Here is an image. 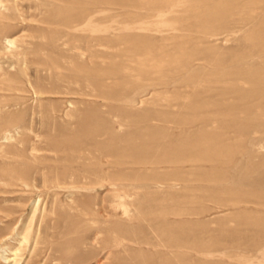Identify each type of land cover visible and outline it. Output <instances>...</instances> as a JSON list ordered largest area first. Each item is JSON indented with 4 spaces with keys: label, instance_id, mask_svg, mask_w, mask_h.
Returning <instances> with one entry per match:
<instances>
[{
    "label": "rangeland",
    "instance_id": "rangeland-1",
    "mask_svg": "<svg viewBox=\"0 0 264 264\" xmlns=\"http://www.w3.org/2000/svg\"><path fill=\"white\" fill-rule=\"evenodd\" d=\"M8 1L0 248L19 238L17 264H264V3L205 29L221 0ZM148 48L180 71H141Z\"/></svg>",
    "mask_w": 264,
    "mask_h": 264
},
{
    "label": "bare ground",
    "instance_id": "bare-ground-1",
    "mask_svg": "<svg viewBox=\"0 0 264 264\" xmlns=\"http://www.w3.org/2000/svg\"><path fill=\"white\" fill-rule=\"evenodd\" d=\"M5 0H0V11H1V8H2V4H3V2H4ZM10 1V0H9ZM8 1V2H9ZM71 1V0H70ZM103 0H101V2H102ZM107 1V0H106ZM139 1V0H138ZM142 1V0H141ZM223 1V2H222ZM7 2V3H8ZM91 2H92V0H91ZM90 2V3H91ZM104 2V1H103ZM140 2V1H139ZM190 2V1H189ZM212 2V1H211ZM4 3H6V2H4ZM89 3V4H90ZM95 3V2H94ZM191 3V2H190ZM195 3V2H194ZM202 3H204V2H202ZM213 3H216L215 1L213 2ZM264 3V0H233V2L232 1H230V0H221V2H218V5H215L213 8H211V9H209L208 8V10H207V15L205 16L204 14H205V12H204V18L202 19V20H204L203 22V24L205 25V29H213V28H215L216 27V25L217 24H219L218 26H220V25H224V24H226V22H229L230 20H234V16L235 15H242L243 16V14H245V16L246 15H249L252 11H254V9H255V7L257 6V5H259V4H263ZM79 4H80V2H79ZM83 4V3H82ZM81 4V5H82ZM85 4V3H84ZM98 4V3H97ZM96 4V5H97ZM103 4V3H102ZM101 4V5H102ZM110 4V3H109ZM199 4V3H198ZM217 4V3H216ZM70 5V4H69ZM80 5V6H81ZM86 5V4H85ZM84 5V6H85ZM90 5H93V4H90ZM100 4H98V6H99ZM105 5V4H104ZM179 4L178 3H176L175 4V6L173 5L172 7H174V9H176L177 8V6H178ZM196 5V4H195ZM5 6H8V5H5ZM63 6V5H62ZM73 6V5H72ZM84 6H83V8H84ZM199 6V5H198ZM201 6V5H200ZM77 7V6H76ZM85 7H87V6H85ZM88 7H90V6H88ZM179 7V6H178ZM194 7V6H193ZM192 7V8H193ZM64 8V7H63ZM79 8V7H78ZM82 8V9H83ZM164 8V7H163ZM166 8V7H165ZM171 8V7H170ZM190 8V7H189ZM261 8H263V6L261 7ZM4 9H6V8H4ZM65 9V8H64ZM71 9V8H70ZM81 9V10H82ZM172 9V8H171ZM207 9V8H206ZM2 10H3V8H2ZM58 10V9H57ZM62 10V9H61ZM74 10V9H73ZM80 10V9H79ZM84 10V9H83ZM167 10H168V8H167ZM187 10V9H186ZM190 10H191V8H190ZM203 10H205L204 8H203ZM256 10L257 9H255V12H256ZM258 10H260V8L258 9ZM65 11V10H64ZM166 11V10H165ZM174 11V10H173ZM200 11V10H199ZM263 11H264V9H263ZM263 11H262V13H263ZM66 12H67V10H66ZM65 12V13H66ZM75 12H76V10H75ZM87 12V11H86ZM85 12V13H86ZM89 12V11H88ZM168 12H170V11H168ZM167 12V13H168ZM187 12V11H186ZM0 13H2V12H0ZM54 13H55V11H54ZM54 13H52V15H55ZM73 13V12H72ZM76 13H78V12H76ZM81 13V12H80ZM93 13H94V11H93ZM194 13V12H193ZM198 13V12H197ZM196 13V14H197ZM254 12H252V14H253ZM259 13H260V11H259ZM259 13H258V11H257V14L259 15ZM89 14H90V12H89ZM170 14V13H169ZM195 14V13H194ZM254 14H256V13H254ZM57 16L59 15V12H58V14H56ZM63 15H64V13H63ZM71 15H74V14H71ZM71 15H70V17H71ZM84 15H86V14H84ZM150 15V13L148 14V16ZM153 15V14H152ZM258 15H257V17H258ZM80 16V15H79ZM87 16V15H86ZM85 16V17H86ZM93 16V15H92ZM146 16V15H145ZM151 16V15H150ZM161 16V15H160ZM159 16V17H160ZM200 16H202V15H200ZM244 16V17H245ZM251 16V15H250ZM248 16L250 19H252L251 17H254V16ZM256 16V15H255ZM262 16L263 15H261L260 17L262 18ZM11 17V16H10ZM54 17V16H53ZM63 17H65V16H63ZM68 17V16H67ZM73 17V16H72ZM88 17V16H87ZM91 17V16H90ZM173 17H175L174 15H173ZM182 17V16H181ZM180 17V19L179 20H181V19H183L184 20V17H182L181 18ZM46 18V17H45ZM57 18H59V17H57ZM66 18V17H65ZM69 18V17H68ZM75 18V17H74ZM82 18V17H81ZM83 18H84V16H83ZM82 18V19H83ZM177 18V17H176ZM179 18V17H178ZM177 18V19H178ZM243 18V17H242ZM8 19V18H7ZM77 19V18H76ZM75 19V20H76ZM87 19V18H86ZM93 19V18H92ZM142 19H143V17H142ZM141 19V20H142ZM177 19H176V21H177ZM189 19H190V17H189ZM196 19V18H195ZM198 21H199V16H198ZM196 19V20H197ZM244 19V18H243ZM44 20V19H43ZM46 20V19H45ZM68 20H70V19H68ZM84 20V19H83ZM95 20V19H94ZM96 20H97V18H96ZM154 20V19H153ZM169 20V21H168ZM168 20H163V21H161V22H158L157 24H164V25H169V27L170 28H175V27H177V25L176 24H174V22H170V19H168ZM174 19H172V21H173ZM178 20V21H179ZM187 20V19H186ZM202 20H201V23H202ZM240 20V19H239ZM242 20V19H241ZM256 19H255V17H254V21H255ZM71 21V20H70ZM74 21V20H73ZM79 21H81V20H79ZM90 21V20H89ZM145 21V20H144ZM143 21V22H144ZM148 21V20H147ZM189 21V20H188ZM188 21H186V24L187 23H190V21L188 22ZM194 21V20H193ZM250 22L252 21V20H249ZM262 21H264L263 19H262ZM76 22V21H75ZM87 22V21H86ZM86 22H84V23H86ZM93 22H96V21H93ZM127 22V21H126ZM136 22V21H135ZM141 22V21H140ZM139 22V23H140ZM182 22V21H181ZM194 22H196V21H194ZM231 22V21H230ZM256 22V21H255ZM149 23V22H148ZM154 23V22H153ZM176 23V22H175ZM199 23V22H198ZM201 23H199L200 25H201ZM245 23V22H244ZM253 23V22H252ZM62 24V23H61ZM133 24V23H132ZM137 24V23H136ZM135 24V25H136ZM182 24V23H181ZM181 24L179 23V25H180V27H182V26H184L183 24H182V26H181ZM193 24V23H192ZM197 24V23H196ZM246 24V23H245ZM66 25H67V23H66ZM76 25V24H75ZM92 25V24H91ZM94 25V24H93ZM138 25V24H137ZM143 25V24H142ZM189 25V24H188ZM191 25V24H190ZM250 24H248L247 26H249ZM260 25V24H259ZM147 26H149V25H147ZM155 26V25H154ZM175 26V27H174ZM192 26V25H191ZM199 26V25H198ZM202 26V25H201ZM72 27H74V26H72ZM146 27V26H145ZM144 27V28H145ZM160 27V26H159ZM179 27V28H180ZM187 27V26H186ZM189 27V26H188ZM197 27V26H196ZM148 28V27H147ZM149 28H150V26H149ZM148 28V29H149ZM152 28V27H151ZM150 28V29H151ZM200 28V27H199ZM154 29V28H153ZM168 29V28H167ZM181 29V28H180ZM183 29H185V27L183 28ZM182 29V30H183ZM189 29V28H188ZM195 29V28H194ZM193 29V30H194ZM201 29V28H200ZM254 29H255V27H254ZM177 30V29H176ZM179 30V29H178ZM187 30V29H186ZM190 30H191V28H190ZM195 30H197V29H195ZM194 30V31H195ZM216 29H214V31H215ZM71 31V30H70ZM149 31V30H148ZM181 31V30H180ZM192 31V30H191ZM193 31V32H194ZM200 31V30H199ZM202 31H203V28H202ZM209 31V30H208ZM217 31V30H216ZM216 31H215V34H216ZM184 32V31H183ZM190 31H188V33H189ZM196 32V31H195ZM218 32V31H217ZM255 32V31H254ZM253 32V33H254ZM70 33V32H69ZM192 33V32H191ZM197 33H198V30H197ZM202 33V32H201ZM204 33H205V30H204ZM211 33V32H210ZM185 34V33H184ZM206 34V33H205ZM211 34H214V32L213 33H211ZM255 34H257L260 38H264V22L262 23V25H261V27H258V29L256 30V32H255ZM186 35V34H185ZM185 35H183V37L185 36ZM199 35V34H198ZM209 35V34H208ZM9 36V35H8ZM188 36V35H187ZM189 37V36H188ZM5 38V37H4ZM167 38V37H166ZM161 39V38H160ZM163 39H165L164 37H163ZM168 39V38H167ZM169 40V39H168ZM4 42V41H3ZM15 43H16V39L15 38H11L10 36L8 37V38H6V45L10 48V47H13L14 45H15ZM4 44V43H3ZM131 43H129V45H130ZM156 44V43H155ZM68 45V44H67ZM150 46V45H149ZM148 46V47H149ZM155 46V45H154ZM1 47V46H0ZM4 47V46H3ZM20 48V47H19ZM19 48H18V51H19ZM154 49V48H153ZM162 49V48H161ZM3 50H4V48H3ZM154 50H156V49H154ZM154 50H153V52H154ZM159 50H160V48H159ZM152 50H149V48L148 49H146V52L144 53L146 56L145 57H147L146 59H149V60H146V61H143L142 60V63H141V68H142V70L141 71H143V69H146V68H154V70H157L159 73H161L162 72V74H163V71H165L166 72V70H165V68L167 67L166 65H169L171 68H170V70H172V72L174 73V71L175 72H177L179 69H180V66L182 65L181 64V61L184 59L183 58V55H182V60H181V57L180 56H178V55H169V56H166V57H164V56H160L161 54H159V57H156L155 56V54H154V56L156 57V58H151L150 57V54L152 53L151 52ZM5 52H6V50H5ZM65 52V51H64ZM10 53V52H9ZM20 53V52H19ZM18 53V55H20ZM160 53H162L163 54V52L161 51ZM169 53H171V52H169ZM7 54H8V52H7ZM6 55V54H5ZM8 55H10V54H8ZM15 55V54H14ZM18 55H17V57H18ZM152 55V54H151ZM158 55V54H157ZM164 55V54H163ZM165 55H166V53H165ZM130 56V55H129ZM185 56V55H184ZM190 56V55H189ZM192 56H194V55H192ZM127 57V56H126ZM132 57V56H131ZM137 57V56H136ZM140 58H141V56H139ZM143 57V56H142ZM187 57H188V55H187ZM191 57V56H190ZM22 58H23V56H22ZM190 59V58H189ZM92 60V59H91ZM133 60V59H132ZM130 61H131V59H130ZM129 61V62H130ZM149 61L151 62L150 64H149ZM112 62V61H111ZM118 62H119V60H118ZM126 62V61H125ZM19 63H20V61H19ZM186 63V62H185ZM106 65V64H105ZM107 66V65H106ZM105 66V67H106ZM129 66H130V63H129ZM109 67V66H108ZM146 67V68H145ZM3 67H1V69H2ZM90 68V67H89ZM128 69V68H127ZM139 69V68H138ZM109 70V69H108ZM149 70V69H148ZM147 70V71H148ZM169 70V69H168ZM134 71V70H133ZM146 71V72H147ZM180 71V70H179ZM149 72V71H148ZM154 73H155V71H153ZM139 73H140V71H139ZM157 73V72H156ZM171 73V72H170ZM172 73V74H173ZM102 74V73H101ZM143 74V73H142ZM150 74H152L151 72H150ZM144 75H145V72H144ZM146 75H149V73L148 74H146ZM145 75V76H146ZM153 75V78H154V74H152ZM159 75H161V74H158V76ZM105 76V75H104ZM132 76V75H131ZM157 76V75H156ZM20 77V76H19ZM140 77V76H139ZM148 77V76H147ZM159 77H161V76H159ZM164 77H167V76H165L164 75ZM162 78L161 80L163 81L165 78ZM93 78V77H92ZM105 78H108L107 76H105ZM168 78H169V76H168ZM74 79V78H73ZM152 79V78H151ZM150 79V80H151ZM71 80V79H70ZM107 81V80H106ZM114 81V80H113ZM152 81V80H151ZM253 83L254 84H257V85H260V84H262L263 83V81H259L258 79H253ZM76 82V81H75ZM86 82H87V80H86ZM147 83H148V81H147ZM158 83V82H157ZM161 83V82H160ZM73 84V83H72ZM76 84V83H75ZM78 84V83H77ZM76 84V85H77ZM4 85V84H3ZM112 85V84H111ZM157 85V84H156ZM159 85V84H158ZM87 86V85H86ZM115 86V85H114ZM153 86V85H152ZM92 88V87H91ZM134 88V87H133ZM94 89V88H93ZM141 89V88H140ZM143 89V88H142ZM95 90V89H94ZM109 90V89H108ZM94 92V91H93ZM16 96V95H15ZM43 96H44V94H43ZM10 97V96H9ZM16 97H18V95L16 96ZM42 97V96H41ZM21 98V97H20ZM13 99V98H12ZM16 99V98H15ZM127 101V100H126ZM129 101V100H128ZM143 101H145L144 99H143ZM26 104V103H25ZM1 110V109H0ZM1 122V121H0ZM8 132H11V131H8ZM7 133V132H6ZM6 133H5V135H6ZM20 133V132H19ZM18 133V134H19ZM10 134V133H9ZM24 134V133H23ZM10 135H12V134H10ZM8 136V135H7ZM13 136V135H12ZM10 137V136H9ZM14 138H17V137H14ZM9 140H10V138H9ZM12 140V139H11ZM13 140H15V139H13ZM2 141V140H1ZM205 154H207L205 157H207V158H209L212 154L211 153H205ZM211 154V155H210ZM204 157V158H205ZM203 158V159H204ZM206 158V159H207ZM205 160V159H204ZM12 170V169H11ZM21 172V171H20ZM22 173V172H21ZM19 175V174H18ZM11 181V180H10ZM8 182H9V180H8ZM12 182V181H11ZM10 182V183H11ZM56 182V181H55ZM15 183V182H14ZM62 183H65V182H63L62 181ZM62 183H60V185L62 184ZM76 183V182H75ZM78 183V182H77ZM10 185V184H9ZM29 185V184H28ZM70 185V184H69ZM79 185V184H78ZM82 185V184H81ZM11 186V185H10ZM62 186V185H61ZM71 186H73V184L71 185ZM92 186H94V185H92ZM59 187V186H58ZM63 187V186H62ZM61 187V188H62ZM67 187V186H66ZM69 187V186H68ZM75 187V186H74ZM83 187V186H82ZM55 188V187H54ZM79 188V187H78ZM21 189L22 188H20L19 190L21 191ZM85 189V188H84ZM2 190V189H1ZM4 190V189H3ZM8 190V189H7ZM17 190V189H16ZM6 191V190H5ZM23 191V190H22ZM71 191V190H70ZM116 191V190H115ZM17 192V191H16ZM15 192V193H16ZM108 192H109V190H108ZM54 193V192H53ZM7 194H8V192H7ZM29 194V193H28ZM75 194V193H74ZM21 195V194H20ZM72 195V194H71ZM55 196V195H54ZM73 196V195H72ZM186 199H188V198H186ZM69 200H71V199H69ZM186 201V200H185ZM32 202V201H31ZM33 203L36 205V211H37V209H39V203H41V201L40 200H37L36 198H35V200L33 201ZM118 205L120 206V208L122 207V210H124V214L125 215H127L128 214V209H127V205L123 202V201H120L119 203H118ZM116 209V208H115ZM48 210V209H47ZM116 210H118V209H116ZM44 211V210H43ZM40 213H41V211H40ZM51 213V212H50ZM122 214V213H121ZM139 215V214H138ZM46 217V216H45ZM123 217H125V216H123ZM130 217V216H129ZM137 217V216H136ZM21 235V234H20ZM18 240H19V238H17V239H15V243L13 242V244L12 245H14V247L16 248V247H18ZM24 241H27V238L25 237V235H23V236H20V242H19V244L21 245ZM14 247H11V246H6V247H3V248H0V258L4 261V263L5 264H17V259H18V257H19V254H18V252H19V248H17V249H15ZM106 261H107V259H106ZM0 263H2V262H0ZM28 264V263H27ZM30 264H31V262H30ZM100 264V263H99Z\"/></svg>",
    "mask_w": 264,
    "mask_h": 264
}]
</instances>
